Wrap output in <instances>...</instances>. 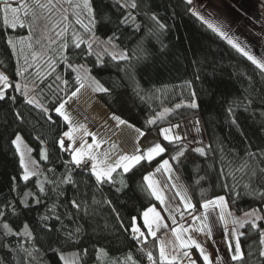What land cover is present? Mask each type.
<instances>
[{
  "label": "snow or ice",
  "instance_id": "1",
  "mask_svg": "<svg viewBox=\"0 0 264 264\" xmlns=\"http://www.w3.org/2000/svg\"><path fill=\"white\" fill-rule=\"evenodd\" d=\"M182 2L186 6L193 4V0H182ZM111 7L119 13V16L115 21V28L111 35L107 36L106 39H101L97 35V25L103 21L111 22V18L104 9L96 6V0H0V18H2L3 24L13 30L18 27L21 29L27 27L28 29L27 37H21L17 41H13L10 37L7 39L6 43L12 49L13 54L16 53L17 44L20 45L21 54H23L25 46L32 50L37 22L41 19L48 21V24L44 26L46 31L35 39V44L39 45L43 51H33L31 56L33 62L38 58L43 59L44 71H40V64L36 65L37 78L30 81L31 87L28 83L22 85L10 78L5 72L0 71V101L10 100L12 103L16 102L17 97L9 92L11 89L12 92L19 93L24 97V103L42 113L46 122H56L51 115V112L54 111L67 126L66 130L58 136L55 144L60 152L67 153L70 156V159L62 161L65 169L64 173L57 176L55 169L49 167L46 169L47 173L52 174L49 176L40 168L38 162L32 158L33 149L24 145L23 138L19 133L15 134L11 143L15 146L16 153L19 155V167L22 169L19 179L27 186L29 181L36 177L35 187L38 191L19 192L16 177L12 178L13 187L11 190L17 192L19 204L23 208L40 205L51 192L56 200L47 206V214L40 216L39 228L46 234L55 232L57 235L46 249L38 246L35 229L28 222H24L22 226L15 228L10 224L9 218L17 215V204L13 200L0 204V254H2L0 255V264H9L6 257H10L15 261L17 256L21 254L24 256L23 264H50L51 258L48 257V253L57 258L58 264H87V258L90 255L87 247H81L78 251L67 255L62 248L64 244L78 245L81 243L85 233L79 220L96 215L92 205H107L111 208V211L115 213L119 229L130 233L131 239L137 245L142 246L139 251L144 253L150 264H201V262L202 264H229V260L234 264H264V147L254 149L246 136V149L243 155L231 149L226 152L223 146L214 148L211 143H204L203 140L194 141L198 146L190 148L191 152L198 154L204 160L212 157L209 168L216 171L217 178L221 182L220 186L225 192L232 194L233 201L235 198L242 196H250L259 201V206L253 207L250 211H245L243 216L238 217L229 209V200L225 195L204 198L197 206L193 203L188 188L184 185L178 186L173 182V175L176 171L173 165L177 167L181 165V158L185 157V153L189 151V144L193 143V141L183 143V141L188 140V136L174 131L175 128L180 127L179 124L159 128V135L163 141L172 145L175 151L169 155V158L160 160L154 171L143 176L146 189L159 202V207L167 214L166 216L162 215L157 206L153 205L144 210L139 217H131L129 224L125 225L115 207L112 206L111 200H97L95 194H93L91 204H89L88 200L79 194V182L74 178V173L77 170H79L81 176L85 173L89 174V178L94 180V186L97 189L109 184L119 193L127 187V184L122 175L117 180L114 173L122 170V174H127L142 162L150 165L157 157L168 152V148L163 143L157 142L147 149L137 147L133 154H122L115 160H111L109 152L98 151L106 141L97 139V134L89 131L85 124L74 125L73 118L67 111L66 106L78 97L81 90L86 87L93 92L111 93V89L103 86L91 74V68L86 67L84 63H74L73 56L84 61H87L88 57L94 56V67H105L111 64L112 67L124 73V77L133 85L135 95L141 100L153 97L159 98L155 96V93H145L140 88L139 82L136 80V73L142 66L146 67L150 60L151 53L146 45L153 38L159 40L160 36L166 31L167 25L161 21L156 12L150 10L148 0H111ZM187 11L222 40H225L237 53L246 57L256 69H259L261 79L264 80V56L258 58L250 50H247L246 46L241 45L239 37L229 35L228 31L224 30L220 24L214 20L206 19L196 9L188 7ZM173 15H175V12ZM139 16H143L151 24L142 25V21L138 20ZM49 24L51 27L48 26ZM123 28H130L134 32L144 30V34L137 43L136 48L128 50L122 48L118 43ZM49 33H54L55 38ZM42 40L46 43H41ZM53 45H57V47H53ZM49 52L53 54L49 55ZM105 57L108 59L106 60ZM23 59L24 65L20 66L18 61L14 75L27 79L25 74L31 75L29 69L33 67V64L27 56H24ZM2 63L3 61H0V64ZM58 65H63L68 70L70 78H65L63 74L56 72ZM54 73L56 74L52 82L46 85L47 90L56 97L53 108L49 109L37 97L45 92V89L41 88L40 85L44 84L45 80L53 76ZM186 84L191 89V82H186ZM249 88L250 91L246 89L247 95L242 99L234 100L229 105L227 111L229 117H231V124L238 126L235 116L236 108H243L245 112L251 111L252 117L255 119L256 112L252 106L256 104L258 99L259 104L262 106L259 113V131L264 132V89H261L258 97L254 99L252 94L256 92V88L252 84L251 78H249ZM30 92L35 93V95L30 96ZM60 93L64 95L61 96ZM189 95L191 96L190 100L181 99L172 108H164L163 111L157 112L149 118L146 124L149 126L156 125L158 121H164L167 116L181 108L198 109L200 105L196 92L190 91ZM15 118L23 122L21 112L16 111ZM110 119L115 121L118 127L122 125L133 127L119 115L112 114ZM192 124L196 133H200V120L195 119ZM135 130L139 136L145 135L141 129L136 128ZM77 133H80V135H77ZM241 135H243L242 131ZM88 137H91V143H89ZM36 139L40 140V137L37 136ZM40 143L43 145L44 141L40 140ZM216 154H218V158ZM39 155L40 160L50 163L47 148L41 147ZM237 161H239L238 164ZM214 165H219V167H214ZM157 173H162L166 177L164 188L171 187L174 189L171 198L165 196L160 186L161 182L155 178ZM176 179H179V176H176ZM204 179L205 177L201 176L196 183L199 184ZM69 185L76 190L73 197L64 200L62 204H58L57 201L60 200V197L65 196L62 186ZM201 196H204L203 192ZM176 198H179L178 201ZM58 207H63L64 211H58ZM65 219L72 221L75 227L69 228L64 225L63 221ZM140 220H142V223ZM166 220L171 221L170 231L173 238L167 244L157 237V233L161 229L169 228ZM51 221L60 223L62 228H56L54 223H50ZM185 224H187V227H185ZM218 225L223 228V243L226 246L227 253L225 256H220L219 247L217 246V255L213 257L192 233L202 234L212 239L213 229ZM108 227L107 223L101 226L97 222L94 231L97 229L107 230ZM245 228L248 231H240ZM60 233H62V237L59 235ZM253 233H257L259 238L248 245L249 250L246 257L242 249L241 238L250 236ZM10 238H15V241ZM149 238L156 241L159 248L158 260L154 257L152 251H146L143 247L149 243ZM13 242L16 244L15 248L12 247ZM25 244L29 246L25 247ZM253 245L257 246L255 251ZM169 247L171 251L168 250ZM192 249L199 253V259L193 257ZM91 255L95 257L98 264H140V261L134 258L131 251L122 253L121 256H110L104 247L93 245ZM254 255L256 256L255 261L252 260Z\"/></svg>",
  "mask_w": 264,
  "mask_h": 264
},
{
  "label": "trees",
  "instance_id": "2",
  "mask_svg": "<svg viewBox=\"0 0 264 264\" xmlns=\"http://www.w3.org/2000/svg\"><path fill=\"white\" fill-rule=\"evenodd\" d=\"M148 3L150 4V10L158 14L161 21L167 25V29L159 40L153 38L146 45L149 48L151 57L147 66H142L137 71L136 80L145 93H155V96L159 97L158 99L153 97L141 100L135 95L133 85L124 77V73L112 67L111 64L105 67H94V56L88 57L87 61L73 56L74 63H84L86 67L91 68V74L103 86L111 89L110 94H96L100 102L110 112V115H119L131 125L141 129L145 134L157 138L158 142L163 143L168 148V152L163 156L157 157L150 165L142 162L127 174H122V170L114 173L117 180L122 175L127 184V187L119 193L109 184L97 189L94 186V180H91L89 175L84 174L81 176L79 171L74 173V178L79 182V194L84 196L89 204H91L93 194H95L97 200H111L112 206L115 207L125 225L129 224L131 217H139L144 210L153 205L157 206L162 215H167L159 207V202L150 195L143 182L145 174L154 171L160 160L169 158V155L175 151L172 145L163 141L159 135V128L175 124L183 125L188 121L199 119L203 142L211 143L214 148L223 146L226 152L231 149L243 155L246 149L245 136L254 149L264 147V132L259 131V113L262 106L259 104L258 99L256 104L252 106L256 112L255 119L252 117L251 111L245 112L243 108L235 109L238 126L231 124V117H229L227 111L234 100L242 99L248 94L246 89L251 90L249 88V78H251L252 84L256 88V92L252 94L253 98L258 97L261 89H264V80L261 79L259 69H256L246 57L237 53L225 40H222L196 17L192 16L187 11V8H193V5L186 6L182 0H148ZM96 6L104 9L111 18V22L103 21L97 25V35L101 39H106L115 28V21L119 13L111 7V0H102V3L101 0H96ZM174 12L175 15H173ZM138 20L142 21V25L151 24L143 16H139ZM45 24H48L46 19H41L37 22L32 50L21 54L20 45L17 44L16 53L13 54L12 49L6 43L7 39L10 37L13 41H17L21 37H27L28 29L27 27L23 29L18 27L13 30L5 26L2 18H0V61H3L0 64V71L5 72L10 78L20 82L22 85L28 83L29 87H31L30 81L37 78V64L41 65L40 71H44L43 59L38 58L33 62L31 56L33 51H43L39 45L35 44V39L46 31L44 28ZM48 26L51 27L50 24ZM76 27L78 28L79 26ZM143 34L144 30L134 32L130 28H123L118 43L122 48L132 50L136 48ZM49 35L55 38L54 33H49ZM41 43H46V41L42 40ZM53 47H57V45H53ZM52 54L49 52V55ZM24 56H27L33 64V67L29 69L31 75L25 74L27 79L14 75L17 62L19 61L20 66L24 65ZM105 59L107 60L108 58L105 57ZM56 72L63 74L65 78H70L68 70L63 65H58ZM55 74L48 77L44 84L40 85L41 88L45 89V92L37 97L49 109L53 108L56 97L47 90L46 85L52 82ZM186 82H191V89L187 87ZM158 89L161 91L157 92L156 90ZM190 91H195L197 94V100L200 105L198 109L181 108L167 116L164 121H158L156 125L149 126L146 124L149 118L153 117L157 112L163 111L164 108H172L181 99L190 100ZM9 92L11 95L16 96L17 100L15 103L10 100L0 101V204L13 200L17 204V215L9 218L10 224L15 228L22 226L24 222H28L35 229L38 246L46 249L48 244L56 238L57 233L46 234L41 231L39 228L40 216L47 214V206L51 205L56 200V197L49 192V196L45 197L40 205L23 208L19 204L17 192L11 190L13 177L17 178L16 183L18 184L19 192L22 193L29 190L36 192L38 190L35 187L36 177H33L27 186L19 179L22 169L19 167V155L16 153L15 146L12 145L11 141L14 139L15 134H21L29 148L33 149L31 156L38 162L45 174L51 176L52 174L47 173L46 169L52 167L55 169L56 175L59 176L65 172L62 161L70 159V156L67 153L60 152L55 141L66 130L67 126L63 119L58 117L54 111L51 112V115L56 122H46L42 113L24 103L23 96L12 92L11 89ZM29 95L32 96L35 93L30 92ZM60 95L63 96L64 94L60 93ZM16 111L22 113L23 122L15 118ZM241 131L243 135H241ZM37 136L44 141L43 145L40 140L36 139ZM194 137L189 136L188 140L183 141V143H188L189 141H193V143L189 144V151L185 153V157L181 158V165L179 167L173 165L182 184L188 188L193 203L199 206L204 198L225 195L229 200V209L236 216L259 206V201L250 196L237 197L233 201L232 194L225 192L220 186L221 182L217 178L216 171L213 168H209V164L212 163V157L204 160L198 154L190 151L191 147L198 146L194 142L198 140L194 139ZM41 147L47 148L50 163L40 160ZM216 156L218 158V154ZM236 163L238 164L239 161ZM214 167H219V165H214ZM201 176H204L205 179L197 184L196 181ZM155 178L161 182L160 186L165 196L171 198L174 190L171 187L164 188L166 177L162 173H157ZM62 188L65 191V196L60 197V200L57 201L58 204H62L64 200L72 198L76 191L70 185L62 186ZM202 192L204 193L203 197L201 196ZM176 200L178 201V198ZM92 208L96 212L94 217L81 218L79 220L85 233L81 243L78 245L71 243L63 245L62 250L66 255L78 251L81 247H87L90 252L87 264H98L95 261V257L91 255L93 245H96L104 247L110 256H121L122 253L131 251L134 258L140 261V264H146V262L150 264L144 253L139 251L142 246L137 245L131 239L130 233L119 229L115 213L111 211V208L107 205H92ZM58 211L63 212L64 208L58 207ZM97 222L101 226L107 223L108 229L103 231L97 229L94 231ZM140 222L142 223V220ZM166 222L169 227H172L171 221L166 220ZM50 223H54L56 228H62V225L58 222L51 221ZM63 224L69 228L75 227L72 221L67 219L63 221ZM240 231H248V229L245 228ZM59 235L62 237V233ZM258 238L257 233L241 238L242 249L246 257L249 250L248 245L252 244L254 240H258ZM10 239L15 241V238ZM24 246L28 247L29 245L25 244ZM12 247H16L15 242H13ZM143 247L146 251H152L154 257L157 260L159 259V249L156 241L149 238V243ZM256 247V245H253L254 251ZM48 257L51 258L50 264H58L57 258L53 254L48 253ZM6 259H8L9 264H23L24 256L23 254L17 256L15 261L10 257H6ZM252 260H256L255 255ZM229 264H234V262L229 260Z\"/></svg>",
  "mask_w": 264,
  "mask_h": 264
},
{
  "label": "rangeland",
  "instance_id": "3",
  "mask_svg": "<svg viewBox=\"0 0 264 264\" xmlns=\"http://www.w3.org/2000/svg\"><path fill=\"white\" fill-rule=\"evenodd\" d=\"M192 5L206 19L214 20L220 24L224 30L228 31L229 35L239 37L241 45L246 46L247 50H250L258 58L264 56V0H193ZM24 50L25 53L30 51L27 46L24 47ZM97 93L99 92H93L90 88L86 87L81 90L78 97L74 98L76 99L75 102L70 101L66 106L67 111L73 118V124H85L89 131L97 134V139L106 141L98 151L109 152L111 160H115L122 154H133L138 147L136 142L139 134L136 132V128H130L127 125L118 127L116 122L110 119V112L100 102L96 95ZM73 103H78L79 106H82L83 112L80 109H77L76 112L71 110ZM179 125L181 132L179 128H175L174 131L176 133L184 135L182 134L183 131L187 134L192 132L197 140H203L202 132L196 133L192 121ZM77 135H80V133H77ZM87 139L91 143V137ZM154 139L158 142L157 138ZM23 141L24 145L29 148L24 139ZM176 176L178 175L175 171L173 182L178 186L183 185L180 179H176ZM240 216H243V214L238 217ZM185 227L187 226L185 225ZM220 227L222 228V226ZM220 227L218 225L213 229V237L218 234L224 236L223 228L220 229ZM192 235L205 246L206 250L213 257L217 255V246L222 249L219 241L213 243L214 240L209 239L205 235L197 233H192ZM172 239L170 232L164 238V241L167 244ZM220 248L219 255L223 256L221 255ZM168 250L171 251V248L169 247ZM192 254L194 258V255L199 257V253L195 249H192Z\"/></svg>",
  "mask_w": 264,
  "mask_h": 264
},
{
  "label": "crops",
  "instance_id": "4",
  "mask_svg": "<svg viewBox=\"0 0 264 264\" xmlns=\"http://www.w3.org/2000/svg\"><path fill=\"white\" fill-rule=\"evenodd\" d=\"M75 100L76 99H73L72 100V102H75ZM81 107L82 106H79V104L78 103H73V105L71 106V110H73L74 112H76L77 111V109H80L81 111H82V109H81ZM83 108V107H82ZM70 110V111H71ZM100 110V109H99ZM83 112V111H82ZM84 114H86L85 112H84ZM88 117V116H87ZM185 126V125H184ZM134 128H136L135 126H133ZM183 127V126H182ZM129 130V129H128ZM179 130H180V132H181V128L179 127ZM185 130V129H184ZM183 131V130H182ZM202 132V131H201ZM182 134H184V135H187L188 137L189 136H193L194 137V133H189V134H187L185 131H183L182 132ZM203 136V135H202ZM138 140H137V142H136V144H137V146L138 147H140L141 149H147L148 147H150V146H152L153 144H155V143H157V140L155 141V139L153 138V137H151V136H149V135H147V134H145L144 136H139L138 135V138H137ZM194 139H195V137H194ZM201 211H203L202 209H201ZM189 220H190V218H189ZM181 223H183V222H181ZM186 226H187V224H185ZM217 227V226H216ZM215 227V228H216ZM220 227V226H219ZM170 229H171V227H169L168 229H161V231L160 232H158L157 233V237L158 238H160V239H162V240H164V238H166L167 236H168V234L171 232L170 231ZM220 229H222L221 227H220ZM223 238H224V236L223 235H220V234H218V235H216L215 237H213L212 239L214 240V241H219L220 243H221V246H222V249L220 248V251H221V255H223V256H225L226 255V253H227V249H226V246H225V244L223 243ZM159 249V248H158ZM195 254V253H194ZM195 256V258H197V259H199V257L197 256V255H194Z\"/></svg>",
  "mask_w": 264,
  "mask_h": 264
},
{
  "label": "built area",
  "instance_id": "5",
  "mask_svg": "<svg viewBox=\"0 0 264 264\" xmlns=\"http://www.w3.org/2000/svg\"><path fill=\"white\" fill-rule=\"evenodd\" d=\"M77 171H79V170H77ZM85 174H87V173H85ZM87 175H89V174H87ZM146 264H149L148 262H146Z\"/></svg>",
  "mask_w": 264,
  "mask_h": 264
}]
</instances>
